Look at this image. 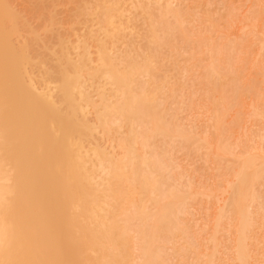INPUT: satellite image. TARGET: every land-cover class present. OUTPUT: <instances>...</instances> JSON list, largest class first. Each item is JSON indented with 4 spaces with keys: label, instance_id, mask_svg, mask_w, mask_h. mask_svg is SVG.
<instances>
[{
    "label": "bare ground",
    "instance_id": "1",
    "mask_svg": "<svg viewBox=\"0 0 264 264\" xmlns=\"http://www.w3.org/2000/svg\"><path fill=\"white\" fill-rule=\"evenodd\" d=\"M152 1L96 0L93 10L81 9L91 18L89 32L72 39L58 31L81 19L60 20L45 0H0V264H169L160 242L190 243L194 203L217 193L186 191L159 177L162 160L146 150L157 134L186 137L159 110L152 56L133 60L127 50L140 12L151 19L156 48L166 43L159 31L186 19L171 0H158L156 20L140 3ZM226 49H210L212 101L225 91ZM203 140L209 154L237 160L224 191L232 214L216 218L206 264L221 260L226 223L238 264H250L257 225L250 207L259 203L264 155H237ZM144 242L150 245L135 253Z\"/></svg>",
    "mask_w": 264,
    "mask_h": 264
},
{
    "label": "rangeland",
    "instance_id": "2",
    "mask_svg": "<svg viewBox=\"0 0 264 264\" xmlns=\"http://www.w3.org/2000/svg\"><path fill=\"white\" fill-rule=\"evenodd\" d=\"M140 3L153 18H158V0L147 5ZM171 3L186 19L174 22L169 32L159 31L165 44L158 48L152 46L148 36L151 19L141 12L130 23L134 28L128 30L132 34L126 43L133 60L146 54L152 56L155 67L151 77L155 85L162 87L157 95L159 110L186 134L185 138L173 139L157 134L150 139L148 155L156 154L163 163L158 176L186 191L208 193L214 189L217 193V196L199 197L194 203L186 222L190 226V243L181 238H165L160 246L169 264H206L205 252L212 245L210 238L216 218L232 214L228 202L224 201V191L228 180L235 177L236 172L230 166L237 160L230 154L221 158L209 154L203 138L214 139V144L237 155H264V0H171ZM134 4L130 5L133 13L136 12ZM95 5L96 0H45L43 3L60 20L81 19L73 26L76 29L58 31L72 39L89 32L91 18L81 9L93 10ZM34 24L39 25V21ZM212 47L230 48L221 61L225 91L214 101L208 96L206 77ZM231 49L234 54L228 59ZM143 82L144 79H139L140 84ZM212 112L221 115L220 123L211 118ZM123 129L126 131L125 126ZM261 172L264 175V165ZM256 191L259 203L250 207L257 217L250 239L255 250L250 264H264V178ZM226 225L220 235L218 264H238L233 247L235 235L229 223ZM134 228L133 234L137 235L140 226L134 225ZM142 245L150 244H138L134 247L135 253L138 254Z\"/></svg>",
    "mask_w": 264,
    "mask_h": 264
}]
</instances>
